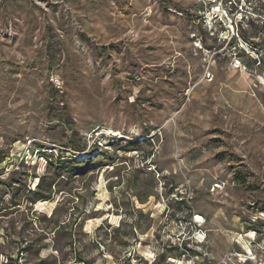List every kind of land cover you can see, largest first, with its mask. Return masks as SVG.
<instances>
[{
  "label": "rangeland",
  "instance_id": "obj_1",
  "mask_svg": "<svg viewBox=\"0 0 264 264\" xmlns=\"http://www.w3.org/2000/svg\"><path fill=\"white\" fill-rule=\"evenodd\" d=\"M0 264H264V0H0Z\"/></svg>",
  "mask_w": 264,
  "mask_h": 264
},
{
  "label": "trees",
  "instance_id": "obj_2",
  "mask_svg": "<svg viewBox=\"0 0 264 264\" xmlns=\"http://www.w3.org/2000/svg\"><path fill=\"white\" fill-rule=\"evenodd\" d=\"M42 181H43V179L40 180V183H39L38 187L42 186ZM35 194L39 195V196H42L41 198H45V196H43L44 194H42L40 191H36Z\"/></svg>",
  "mask_w": 264,
  "mask_h": 264
}]
</instances>
